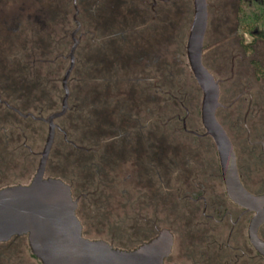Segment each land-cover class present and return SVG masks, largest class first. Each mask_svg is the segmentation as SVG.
<instances>
[{
    "label": "flooded vegetation",
    "instance_id": "obj_1",
    "mask_svg": "<svg viewBox=\"0 0 264 264\" xmlns=\"http://www.w3.org/2000/svg\"><path fill=\"white\" fill-rule=\"evenodd\" d=\"M181 1L71 0L73 7L71 20L74 29L68 30L64 39L68 41L67 44L70 43L69 50L65 52L64 47L62 49L63 54L61 53L58 58L67 63V68L69 67V53L74 38L77 46L73 53V69L67 81L69 95L66 113L69 109L70 99L69 82L74 68L78 66L80 48H86V40L91 41L93 45L91 47L92 52H89V59L94 60L95 58L93 28L95 26L96 5L101 3L105 5V9L109 10L107 21H112L110 29H113L112 26L116 25L117 20L120 19V23L117 24L122 26L121 30L126 40H129V36L132 37L130 40H134L138 35V56L134 64L139 69L136 80L142 84L139 96L142 100L150 99L153 104V113L150 114L153 118L148 119L150 123L143 125L147 130L152 128L153 133L150 135V140L145 141L142 138L144 132H141L138 139L124 141V146L133 149L132 152L137 155L135 157L138 160L136 170L133 168V164L125 163V161L122 172L126 171L127 174L130 171L131 173L124 176L121 181L113 183L116 187V193L120 188V209L125 214L126 221L130 217V213L137 211L139 225L141 230L145 232H143L142 239H139L137 247L151 241L161 230H168L172 235V248L170 255L164 260V264H264V257L259 254L256 244L259 242L264 245V221L257 226L255 234L250 236L249 228L252 220L257 216V212L241 207L227 196L215 145L212 139L205 134L201 120L200 132L188 126L190 115L188 108H184L183 116L174 115V118H177L179 122L174 126L179 128L184 135V139L179 141L183 144L179 151L188 156H183V160L179 162H171L174 166L163 169L161 166V104L162 100H168L171 95V91L167 92L166 89H162L161 83L163 78V82L169 83L168 87L172 89L174 72V64L170 67L169 76L161 69L162 44L170 41L176 43V38L182 39V37L177 36L176 25L169 24L168 28L162 30L161 21L165 16V11L168 12L165 6H170L174 10L173 13H176V6ZM61 2L64 3V0ZM238 2L239 0H234V22L230 23L233 28L230 30V27H225L223 30V32L230 30L231 38H237L241 34L235 27L237 25L235 17ZM132 4L135 5L130 6ZM87 5L89 8L82 10V7ZM82 11L87 16H82ZM129 17L138 18L142 27L130 32ZM86 18L89 19V29L85 26L84 20ZM76 29L78 30L72 38V33ZM5 30L10 31L11 29ZM162 31H164L163 35L161 34ZM255 34L256 32L248 34L251 38L249 43H243L242 38H240L237 42V48L234 49L238 52L230 54L229 41L231 38H226L223 33L222 39H219L220 44L215 49L214 64L217 62L215 70L213 67H204L212 76H217L216 79L213 77L218 82V103L220 106L217 108L215 116L233 148L239 184L252 197L263 199L264 78L258 75V71L260 68H264V40H255ZM206 35L207 31L203 41L202 60L203 56H206L207 48L212 46L210 43H208V47L204 44ZM244 35L242 33V36ZM162 36H164L163 41ZM242 46L248 48L244 49ZM117 47L111 49V56L107 61L109 68L117 65L123 67L129 64L128 59L123 56L124 50ZM127 50L125 53L129 52L130 48ZM176 53L177 50L174 49L175 56ZM256 56L259 58H255ZM208 57L209 55L206 57V64L211 63ZM67 68L64 70L63 76ZM63 76L58 80L62 92L59 110L64 96L61 86ZM0 106L16 113V110L1 100V96ZM34 118L40 119L41 117ZM28 119L41 122L32 118ZM58 120L54 122L57 126L54 140L56 134L61 131L57 124ZM44 125L47 129V125ZM168 126L170 129L172 128V125L168 124ZM147 144H151V148L150 146L146 147ZM27 149L31 155L34 154L32 147H27ZM35 155L40 158V153ZM145 158L151 159V164L149 160L146 163ZM145 164L147 165L145 166ZM64 183L70 187L72 199H78L75 215L80 222L77 209L83 201L88 199L87 197L91 196L92 192L74 195L71 185ZM110 191L113 192V190ZM148 193L153 196L151 206L145 201V196ZM260 210L264 214V204L260 206ZM262 217L264 219V215ZM146 233L149 236L145 237ZM25 240L27 242L26 237H13L7 242H0V259L1 256L5 258L22 256L21 254L24 253L22 244ZM174 251L175 255L173 256Z\"/></svg>",
    "mask_w": 264,
    "mask_h": 264
},
{
    "label": "trees",
    "instance_id": "obj_2",
    "mask_svg": "<svg viewBox=\"0 0 264 264\" xmlns=\"http://www.w3.org/2000/svg\"><path fill=\"white\" fill-rule=\"evenodd\" d=\"M61 1L46 0V3H42L43 18L42 21H38L37 18L32 22L31 39L21 38L28 30L27 27L25 30L17 29L16 32L3 30L4 33L0 36L1 100L21 114L29 113L34 117L46 118L60 108L62 92L57 83L60 73L67 67H64L66 63L58 58L61 53L63 54L62 49L65 47L66 52L70 46V43L67 44L68 41L64 40L69 30L70 2ZM83 8L88 9L89 6L82 7V10ZM105 8L104 4L96 5L93 28L94 60L89 59V52H92L93 47L91 41L86 40V48H80L78 66L74 68L69 82V109L57 121L61 131L56 134L45 172L50 178L70 184L74 195L92 192L91 196L78 207V217L82 218L84 212L96 220L109 221L108 225L113 228L110 238L116 239L115 233L122 232L120 225L126 218L124 214L123 218L119 220L116 218L111 222L112 217L118 216L112 214L116 211L117 196L113 183L120 181L125 161L133 164L135 170L138 161L135 158L136 153L124 146V141L138 139L141 132H144L142 138L145 141L150 140L152 128L147 130L143 125L150 123L148 119L153 118L150 115L153 113V104L150 99L142 100L139 96L142 84L136 80L139 69L134 64L138 56V35L134 40H130L131 36L126 40L121 30L122 26L117 24L120 23V19L112 26L113 29H110L112 21H107L109 10ZM165 9H168V12L165 11L161 21L162 30L168 28L169 24H177V15L173 13V8L166 5ZM83 13L84 11L82 16H87ZM84 21L89 29V19L86 18ZM235 22L237 24L235 27L240 32L248 34L256 32L255 40H264V0H239ZM140 25L138 18L129 17L130 32L141 28ZM163 33L164 31L161 32L162 35ZM163 38L164 36L162 41ZM116 46L124 50L123 56L128 59L129 64L109 68L107 61L111 56V49ZM127 48H130V51L125 53ZM82 51L85 53L82 54ZM162 54L164 55V52ZM178 56L180 58V54ZM161 64L162 71L169 76L170 67L173 65L165 59ZM258 75L264 78V68L259 69ZM163 81L162 78V89L171 91V95L168 100H162L161 104L162 169L174 166L171 162H179L187 155L179 151L183 145L179 141L184 139V135L174 126L179 124L174 117L183 116L181 114H184V108H187L181 100V88L174 80L172 89L168 87L169 83ZM168 124L172 125L171 129ZM44 128L46 126L43 122L24 119L0 106V160L11 159L17 162L34 156L36 153L33 152L31 155L28 152L27 147L31 148L28 141L33 138V131L37 132L36 137L42 141ZM147 146L151 148V144ZM147 160L151 164V159L145 158L146 163ZM0 164L5 165L2 161ZM145 197L146 203L151 206L152 194L148 193ZM120 204L117 206L119 209ZM131 214L132 217H128L127 221L131 220L135 224L137 232L134 239H142L144 230H141L139 225L137 211ZM147 236L149 235L146 233L145 237ZM2 259L3 256L0 259L1 264Z\"/></svg>",
    "mask_w": 264,
    "mask_h": 264
},
{
    "label": "water",
    "instance_id": "obj_3",
    "mask_svg": "<svg viewBox=\"0 0 264 264\" xmlns=\"http://www.w3.org/2000/svg\"><path fill=\"white\" fill-rule=\"evenodd\" d=\"M207 25V0H192V19L185 56L202 96L200 120L205 134L215 145L227 196L241 207L257 212L249 228L251 236L264 221V214L260 210L264 198L252 197L239 184L233 148L216 120L215 113L220 106L218 82L202 63ZM77 30L73 31L72 38ZM76 46L77 42L73 38L70 64L61 81L64 92L61 109L45 119L21 115L16 111L24 119L32 118L46 124L47 134L31 182L25 186L0 190V242H7L13 237H26L31 254L40 264H164L172 248V235L168 230H161L151 241L131 251L115 249L104 241L87 240L82 236V228L75 215L78 199H72L70 187L61 180L45 177L57 129L54 122L62 118L67 110V81L73 69ZM256 244L259 254L264 257V245L259 242Z\"/></svg>",
    "mask_w": 264,
    "mask_h": 264
},
{
    "label": "rangeland",
    "instance_id": "obj_4",
    "mask_svg": "<svg viewBox=\"0 0 264 264\" xmlns=\"http://www.w3.org/2000/svg\"><path fill=\"white\" fill-rule=\"evenodd\" d=\"M46 0H0V36L4 33L3 30L11 29V32H16L17 29H23L27 27L28 30L21 36V38H30L31 39V28L32 22L38 18V21H42L43 11L41 10L43 7V2ZM70 2V13L68 16V28L69 31L74 29L73 22L71 20L73 15V7L71 0H67ZM46 3V2H45ZM234 0H207V12H208V26H207V35L205 40V45L208 47V43L212 44V48H207L206 56H203V65L210 68L213 67L215 70L217 66V62L214 64L215 59V49L219 46V39H222V34H225L226 38H231L232 33H230L231 28L233 26L230 24L234 22ZM162 7V5H161ZM176 15H177V24H176V32L178 37H182V39L176 38V43L173 41L166 42L162 44V54L161 62L163 63L164 59L169 64H176V70L173 72V80L176 85H179L181 88V100L183 104L189 108L190 115L188 118V126L195 130L201 131L200 124V103H201V92L198 89L189 67L187 65V60L185 57V45L186 39L189 32V27L192 19V0H182L176 6ZM47 17V15L45 14ZM31 26V27H30ZM225 27H230V30L227 32H223ZM30 33V34H29ZM242 36L238 35L237 38H231L229 41L230 44V54H236L238 50H234L237 48V42L240 38H242L243 43L251 42V38L247 33ZM20 36V35H19ZM10 40V38H8ZM174 49L177 50L176 56L174 54ZM69 50V48H68ZM210 50V51H209ZM166 51V52H165ZM180 54V58L179 55ZM209 55L208 59L211 61L210 64H206V57ZM164 57V58H163ZM254 57V56H252ZM259 58V57H255ZM175 59V61H174ZM209 65V66H208ZM64 67H67V63L64 64ZM65 69V68H64ZM62 71L59 75V79L63 76ZM212 73V71L210 70ZM213 74V73H212ZM215 79L216 75H213ZM57 87L60 88V84L57 83ZM61 100V96H60ZM183 115V114H181ZM36 131H33V138L28 141V145L32 147V151L34 153H40L44 146V140L47 134V129L44 128V136L43 140H38L36 137ZM23 158V157H22ZM11 160V159H10ZM0 160L5 165L0 164V189L9 187V186H18V185H28L32 180L35 170L37 168V164L39 161V156L34 155L31 158H26L25 161L18 160L10 161ZM131 172L128 171L127 174ZM126 171L122 172L120 175V181L124 176L127 175ZM46 178L50 176L46 173ZM130 186V185H129ZM120 188L117 192L116 196V209L115 206L112 214L113 216L116 214L118 216L112 217L111 222L115 221L116 218L119 220L123 218L124 213L119 209L118 203H121V199L119 198L121 194H119ZM113 194V193H112ZM119 210V211H118ZM132 217V214H129ZM80 223L82 225V233L85 239L90 241H104L113 246L115 249L119 250H132L136 248L139 244V239L136 238L135 233L137 232L134 228L135 224L133 221H122V225H120L119 233H115L117 236L116 239H111V233L113 228L108 225L109 221L107 220H96L94 217H88L87 214L81 215ZM138 226H136L137 228ZM25 239V238H20ZM21 246V245H20ZM22 256H11L10 258L3 257L2 264H40L30 253L27 242L22 244ZM175 255V251L173 252V256Z\"/></svg>",
    "mask_w": 264,
    "mask_h": 264
}]
</instances>
